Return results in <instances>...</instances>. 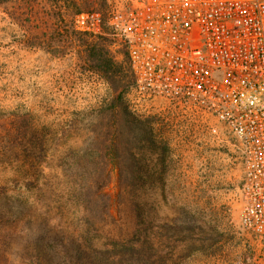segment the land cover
Here are the masks:
<instances>
[{"label":"rangeland","instance_id":"rangeland-1","mask_svg":"<svg viewBox=\"0 0 264 264\" xmlns=\"http://www.w3.org/2000/svg\"><path fill=\"white\" fill-rule=\"evenodd\" d=\"M131 3L94 0L92 9L112 13ZM48 20L51 26L46 25ZM70 35L81 36L70 24L66 30L56 31L49 5L43 0H9L0 8V147L13 140L14 135L4 131L16 123L27 121L43 130L51 144L75 135L62 136L70 126L105 125L96 115L114 92L101 75L88 70L81 42ZM111 49L123 59V50L113 44ZM125 98L129 109L147 121L159 151L157 155L144 153L149 178L143 193L154 223L168 220L174 209H182L221 232L204 249L191 242L179 245L175 258L181 264H263L256 242L240 224L245 169L239 142L229 127L200 109L162 99L146 100L136 84ZM88 136L82 131L74 141H85ZM6 154L0 155V194L37 201L43 176L53 165L27 162L20 156L16 160L12 152ZM107 192L115 203L116 180ZM57 194H52L54 200L59 198ZM64 210L67 213L73 208L67 204ZM112 210L118 225L128 224L123 207L115 204ZM11 258L14 264H24Z\"/></svg>","mask_w":264,"mask_h":264},{"label":"trees","instance_id":"trees-1","mask_svg":"<svg viewBox=\"0 0 264 264\" xmlns=\"http://www.w3.org/2000/svg\"><path fill=\"white\" fill-rule=\"evenodd\" d=\"M8 1L0 0V8ZM43 1L49 5L56 31L69 24L74 28L77 14L94 11V0ZM79 33L70 36L81 42L88 70L101 75L114 92L96 115L98 122L106 123L70 126L62 136L71 133L74 138L52 144L43 130L27 121L5 129L14 138L0 147V155L12 152L16 160L20 156L53 166L43 176L37 201L0 194V264H14L11 256L24 264H181L175 258L179 245L191 242L204 249L221 232L182 209L154 223L143 193L149 178L144 153L159 151L147 121L129 109L125 98L136 84L127 53L123 50V59H118L110 39ZM82 131L88 139L74 141ZM114 180L115 203L107 192ZM56 192L59 198L54 200ZM67 204L73 210L66 213ZM115 204L127 212L128 224L118 225Z\"/></svg>","mask_w":264,"mask_h":264},{"label":"built area","instance_id":"built-area-1","mask_svg":"<svg viewBox=\"0 0 264 264\" xmlns=\"http://www.w3.org/2000/svg\"><path fill=\"white\" fill-rule=\"evenodd\" d=\"M74 28L126 51L144 99L200 109L229 127L245 169L240 224L264 264V0H132L79 13Z\"/></svg>","mask_w":264,"mask_h":264}]
</instances>
